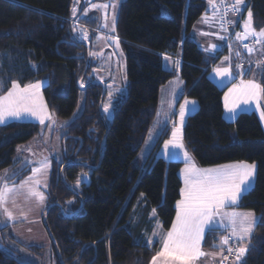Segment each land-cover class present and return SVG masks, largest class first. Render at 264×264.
Listing matches in <instances>:
<instances>
[{"label": "trees", "instance_id": "1", "mask_svg": "<svg viewBox=\"0 0 264 264\" xmlns=\"http://www.w3.org/2000/svg\"><path fill=\"white\" fill-rule=\"evenodd\" d=\"M78 1L0 0V95L10 89L12 82L24 87L44 80L43 99L56 120L70 119L82 96L81 112L63 127L60 160L53 162L48 183L46 206L51 207L47 233L62 261L50 242L56 264H150L157 254V243L149 246L145 241L151 229L150 214L155 212L163 231L171 228L180 197L181 164L153 157L143 170L134 162L156 118L159 88L175 76L185 81L184 96L198 103L181 131L185 150L197 165H256L254 186L242 196L237 208L252 211L257 222L235 264H264V133L254 112L241 113L230 122L223 117V92L208 78L217 59L201 50L193 35L194 25L205 13L209 0L120 3L113 32L125 56L127 94L115 101L107 132L98 108L101 85L94 81L83 91L78 89L87 54L86 47L77 43L70 32ZM82 8L83 0L72 32L75 24L81 25L89 29L92 40L97 20L81 18ZM162 8L167 17L161 15ZM249 11L252 26L264 29V0H250L241 20ZM238 29L239 25L235 33ZM179 51V70H164L162 56L175 57ZM91 64L90 60L86 75ZM252 74L258 76L264 89V63L260 68L252 65L243 78ZM85 78L82 85H86ZM261 104L264 112V91ZM37 131L36 124L26 122L0 127V171L12 166L15 148L27 143ZM87 144L89 159L80 162L97 164L99 150L101 161L91 184L80 190L79 197L72 198L68 188L74 178L67 174L73 176L80 167L64 164L85 156L82 151ZM91 147L96 150L93 157ZM28 174L24 169L18 179L7 182L16 184ZM70 201L72 215H62L58 205L64 208ZM223 234L219 229L206 231L201 247L218 248L215 244ZM0 264L21 263L0 247Z\"/></svg>", "mask_w": 264, "mask_h": 264}, {"label": "rangeland", "instance_id": "2", "mask_svg": "<svg viewBox=\"0 0 264 264\" xmlns=\"http://www.w3.org/2000/svg\"><path fill=\"white\" fill-rule=\"evenodd\" d=\"M88 1L89 0H83L81 18H93L97 20L95 29H92L91 31L93 35L92 40H89V29L86 27L75 24L73 32L76 35V39L78 41L89 43V60H91L92 64L88 74L86 75L84 84L95 81L102 84V86L104 87V96L101 102V115L103 121L107 124L110 123L112 119L115 101L117 99H122L127 94L128 80L126 75L125 56L113 32L118 8L123 0H110L107 2L91 3H88ZM92 5H96V7H92ZM101 5H108V7L104 8L101 7ZM161 15L163 17L168 16L164 8L161 9ZM247 20L248 12H246L243 16V19L239 24V29L234 34L233 40H231L234 42L229 43V45H225L227 36L216 23L213 6L211 2L208 1L205 13L202 15L201 19L194 25L193 35L195 36L199 48L206 53L214 55L217 59V62L214 64V66L209 69L208 78L210 80L214 79L212 77L219 78V82H217L216 80L215 81L217 83L216 86L223 92L221 98L223 117L228 122H230L233 121L241 113L254 112L260 122L261 128L264 133V118L261 117V113L263 112L261 104L262 92L257 99L251 100L247 104L243 103L242 101H238L239 107L236 109L234 117L232 113H229L227 108L225 107L226 95L229 96V106H231V102L239 96L240 90L243 89V86L245 84L251 81L260 85L258 76L256 74H252L249 78H239L237 79V81L232 80L229 84H224L226 83V74L217 75L215 71V69L227 68L229 69L227 75H229L232 74V69L240 70V68L238 67L232 68L229 61L230 59H228L229 54L227 52L228 50L233 51V45L235 42L240 44L249 42L252 39L256 41V37L253 35H249L247 39L237 38V34L244 33V24ZM252 28L257 34L261 30H264L255 29L253 26ZM85 33L87 34L86 38L84 35ZM239 44L237 45V50H241L239 48ZM225 48L226 53L222 54ZM253 49L254 51L259 52L260 57L251 58L253 60L248 59L247 61L254 62V66L257 68L264 63V45L257 43V45ZM245 51H247V48H245ZM241 53L242 52H240L238 58H235V61L239 62L240 60H246L242 58ZM176 66L177 65L175 63L170 64V62L166 59L162 60V67L164 70H177ZM173 80H175L173 82L182 80L184 87L186 85L185 81L179 76ZM173 82H169L168 84L170 85H166L167 87L161 89V92L158 96V111L156 118L147 135L145 143L137 153L134 162L135 165L140 169L143 167V164L148 157L149 152L154 146V141H156L155 139H157V130L163 124L165 118L169 117L172 105H174L175 101H177V99H179L185 92V90H182V92H178V97L175 98L172 85ZM35 84H39L40 87L39 89L33 90L34 106H36L40 111V115L43 116L44 122L41 123L39 117L24 114L20 118H7L5 123H0V127L6 126L11 123L20 122L33 123L38 126L37 133L27 143L15 148L12 166L0 171V192H4L5 185L9 189V191L5 195V199L3 201H0V247L6 252L12 254L21 264H56L51 249V240L45 235L46 229L43 230L45 226L43 224L42 218H44V214L47 209L46 203L48 198V183L52 171L53 162H58L61 156L60 151L61 137L64 132L63 127L70 121H72L75 117H77L81 112L82 96L79 97L75 112L70 119L56 120L52 112L47 108L43 99L42 87L45 85L44 80L30 83L24 87H20L18 84L17 85L20 89H22L29 85ZM11 89L12 86L9 90ZM230 90L234 91L230 93ZM8 91L5 94L0 95V97L6 96ZM172 96L174 98L173 100ZM185 100L195 101L194 105L196 107H191L192 104L188 105L185 112L184 123L186 121V118L194 114V112L198 109V103L195 99L189 97L186 99V96H184V99L179 104L177 110L175 112L173 111L170 134L168 135L166 141L172 139V133L176 128H179L181 132L183 125H181L180 123L179 112L180 106L184 104L183 102ZM105 106H108L109 110L107 112L104 111ZM180 132L178 133L179 143ZM160 144L161 143H159V145L155 149L156 151L158 150ZM164 149V146L161 147L157 158H160L159 155L164 151ZM171 149L174 150V153L177 157L176 159H184L180 148L171 147ZM242 164L254 166L253 177L251 178L248 187L242 191L235 202L225 201L224 204L217 209V214L214 217L215 224L213 225L212 229H219L224 232V234L220 238H218L217 243L215 244L218 248H215L214 250H204L201 247V243L206 233L205 232L200 241V251L204 255L194 260L192 264H235L238 261V258L242 256L243 253L241 254L238 250L245 248V244L247 243L251 232L257 222V216L252 211L237 208L242 196L246 192H248L255 183V163ZM189 166L190 165H184L183 169ZM213 167L214 166L200 168L206 169ZM218 167L219 165H216L214 168ZM24 169L29 171V174L24 179L20 180L16 184L14 182H7L9 179H18L21 171ZM182 170L178 174L181 182L179 197L180 200L182 199L181 189L184 188V175ZM37 194H42L43 199H40L39 195ZM71 209L72 201L67 203L64 210H66L67 212L71 211ZM8 213H11V217L8 216ZM232 213L238 214L235 217V225H232ZM150 220L151 229L150 232L145 236V241L149 246L152 242L158 243L160 249L162 250L163 241L166 238L167 233L171 229L168 231H163L161 223L154 211L150 214ZM174 222L175 220L173 221V223ZM241 222H243L244 227H247L249 224L252 225L251 230L248 233L242 231ZM225 238L228 239L227 244L223 243V240ZM24 247L40 248V250L34 251L25 249ZM229 248L232 250L231 252L228 251ZM225 257H227V259H225ZM150 264H152V260ZM157 264H164V258H158ZM176 264H180V262L177 261Z\"/></svg>", "mask_w": 264, "mask_h": 264}, {"label": "snow or ice", "instance_id": "3", "mask_svg": "<svg viewBox=\"0 0 264 264\" xmlns=\"http://www.w3.org/2000/svg\"><path fill=\"white\" fill-rule=\"evenodd\" d=\"M242 0H236V6H233V11H239V5ZM96 7V5H92ZM107 8L108 5H101ZM114 7V5H113ZM252 13L249 11L248 20L244 24V33L237 34L238 39H247L249 35L256 37V43L264 45V30L258 34L252 28ZM114 30V27H113ZM86 38V33L84 34ZM222 39V37H221ZM215 47V46H213ZM247 51L252 53L253 48L248 47ZM217 75H225L229 69H215ZM83 87V85H81ZM40 85H29L20 89L16 82H12V89L8 91L6 96L0 97V123H5L7 118H20L22 115L27 114L40 118V122H44L43 116L40 111L34 106L33 90L39 89ZM234 90H230V93ZM264 91L261 86L248 82L240 90L239 96L231 102L229 106V96L225 97V107L229 113L235 116L236 109L239 107L238 101L247 104L251 100L257 99L260 93ZM195 101L185 100L184 104L180 106V123L183 125L185 119V112L190 104ZM108 106H105L104 111L107 112ZM264 118V112L261 113ZM179 128H176L172 133V139L166 141L164 148L166 155L173 157L172 148H183V144L178 141ZM185 161L190 162V157L187 152L183 153ZM45 166V165H42ZM252 165L235 164L224 165L218 168H197L194 164L183 169L184 175V188L181 189L182 199L177 201L176 218L172 225L171 230L167 233L163 241L162 250L154 256L152 264H157L158 258H164V264H192V262L204 255L200 251V241L207 230H211L215 224L214 217L217 214V209L224 204L225 201L235 202L237 197L242 191L248 187L251 178L253 177ZM9 191L5 185L4 192H0V201L5 199L6 193ZM39 195L43 199L42 194ZM7 211V210H5ZM238 214L232 213V225L236 224L235 217ZM253 215V214H248ZM11 217V213H8ZM242 231L248 233L252 225L247 227L243 226L241 222ZM224 244L228 243V239L223 240ZM229 252L232 250L229 248ZM241 254L245 249L238 250ZM227 259V257H225Z\"/></svg>", "mask_w": 264, "mask_h": 264}, {"label": "crops", "instance_id": "4", "mask_svg": "<svg viewBox=\"0 0 264 264\" xmlns=\"http://www.w3.org/2000/svg\"><path fill=\"white\" fill-rule=\"evenodd\" d=\"M194 38H195V36H194ZM196 40V39H195ZM239 43H234V45H233V51L232 50H228V54H229V56H228V59H230L229 61H230V64H231V66H232V68H235V67H238V68H240V70H237V69H232V71H231V73L232 74H229V75H227L226 74V83H224V84H229L232 80L233 81H237V79H239V78H243V75L247 72V70H248V68H250V67H252V65L254 66V62H252V61H247L248 59H251V58H259L260 56V54H259V52L258 51H254V52H252V53H248L247 51H245V49H241V50H237V45H238ZM198 45V44H197ZM237 50V51H236ZM222 51V50H221ZM240 52H242L241 53V56H242V58H244V59H246V60H240L239 62H237V61H235V58H238V56H239V54H240ZM234 55V56H233ZM163 59H166L167 61H169L170 62V64H172V63H175L177 66V70H173V71H178L179 70V68H180V65H181V59H180V51L178 52V54H177V56H175V57H170V56H166V55H163L162 56V60ZM251 60H253V59H251ZM240 62H244V63H249L250 65L249 66H246V65H242V66H239V64L238 63H240ZM254 68H256L255 66H254ZM258 68V67H257ZM260 68V67H259ZM176 69V68H175ZM167 71H171V70H167ZM178 76H175L174 78H172L171 80H169L166 84H164L163 86H161L160 88H159V91H158V96H159V94H160V92H161V89H163V88H165V87H167L168 85H170V84H168L169 82L170 83H172L173 81H175V80H173V79H176ZM212 78H214V79H211V81H213V83L216 85L217 83H216V81L217 82H219V78H216V77H212ZM244 79V78H243ZM216 80V81H215ZM167 85V86H166ZM173 90H174V97L175 98H177L178 97V92H182V90H185V87H184V84H183V81L182 80H178L177 82H173ZM224 86H227V85H224ZM174 98H173V96H172V100H173ZM184 99V93H183V95H181V97L179 98V99H177V101H175V104L174 105H172V107H171V113H169L170 115H169V117H167V118H165V120H164V122H163V124L160 126V128L157 130V135H156V138L157 139H155L156 141H154V146L152 147V149H151V151L149 152V155H148V157L146 158V160H145V162H144V164H143V170L144 169H146L147 168V166H148V164H149V162H151V160L153 159V157H157L158 156V154H159V152H160V149H161V147H163L164 146V144H165V142H166V140H167V138H168V135L170 134V126H171V124H172V114H173V111L175 112L176 110H177V108H178V106H179V104L182 102V100ZM187 99V98H186ZM185 102V101H184ZM183 102V103H184ZM191 107H196L194 104H192L191 105ZM196 110V109H195ZM194 112V111H193ZM187 119V118H186ZM184 125V124H183ZM151 129V128H150ZM181 131H182V129H181ZM145 143V142H144ZM159 143H161L160 144V146H159V148H158V150L156 151L155 149L157 148V146L159 145ZM180 143H182V139H181V132H180ZM183 144V143H182ZM170 149H171V146H170ZM180 150L182 151V154L184 153V152H187L186 150H185V147H184V145H183V148H180ZM171 151L174 153V150H172L171 149ZM187 154H188V156L190 157V162H187V161H185V158L184 159H176L177 157H176V155H174L173 157H169L168 155H166V150L164 149V151L159 155V157L161 158V159H163L164 161H168V162H177V163H180L181 165H180V167H179V169H178V174L180 173V171L183 169V166L184 165H192V164H194L197 168H200L198 165H197V163L193 160V158L190 156V154L187 152ZM184 156V155H183ZM235 164H242V163H227V164H222V165H219V167L220 166H224V165H235ZM215 167V166H214ZM213 167V168H214ZM201 169H203V168H201ZM207 169V168H206ZM10 185V184H9ZM15 185V184H14ZM179 200H180V198H179ZM178 200V201H179ZM177 204V203H176ZM176 204H175V208H176ZM176 212H177V208H176ZM42 218V217H41ZM175 218H176V213H175V217H174V220H175ZM173 220V221H174ZM42 221H43V218H42ZM172 227V226H171ZM171 229V228H170ZM169 229V230H170ZM43 230H45V228L43 229ZM45 235H46V237H49L48 236V234H47V232H46V230H45ZM155 242H152V243H150V245L151 244H154ZM157 245H158V243H157ZM201 246H202V243H201ZM157 249H158V251H157V253H159L160 251H161V249H160V246L158 245V247H157ZM220 251H221V248H220ZM156 256V255H155Z\"/></svg>", "mask_w": 264, "mask_h": 264}, {"label": "built area", "instance_id": "5", "mask_svg": "<svg viewBox=\"0 0 264 264\" xmlns=\"http://www.w3.org/2000/svg\"><path fill=\"white\" fill-rule=\"evenodd\" d=\"M209 1L213 2V11L215 13L216 23L227 36L225 45H229L228 43L233 39L236 28L241 22L242 13L246 9L250 0H246V1L242 0V3L238 6L239 11L232 10L233 6H236V0H209ZM245 45L254 48L257 45V43L254 39H252L249 42L240 43L239 48L243 50L246 48ZM238 64L239 66L250 65L248 62L247 63L240 62Z\"/></svg>", "mask_w": 264, "mask_h": 264}, {"label": "flooded vegetation", "instance_id": "6", "mask_svg": "<svg viewBox=\"0 0 264 264\" xmlns=\"http://www.w3.org/2000/svg\"><path fill=\"white\" fill-rule=\"evenodd\" d=\"M72 138H76V137H72ZM102 143H103V141L101 140L100 148L102 147ZM81 146H82V144L79 145L78 150L81 148ZM88 149H89V147L87 144L82 151V153L85 154V156L81 155V156L77 157L76 160H73V161L68 160L65 162V164H68V163H80L81 164V165H76V166L80 167V169L76 172V174H73V176H71L70 174H67V176L74 178L72 183L69 185V188H68L72 198H77V196L79 197L80 190L82 191L83 188H87L91 184L92 178L94 177V174L97 171V169L99 167V163L101 161V150H99V153H98L99 157H98V163L97 164L94 165L93 163H91V161L88 164L85 163L84 161L80 162L82 160H88L89 159V157L87 156ZM91 149L92 150L90 151V157H93L96 155L95 154L96 150H95V148H92V147H91ZM78 150H77V152H78ZM86 182H88V186H86V184H85ZM79 205H80L79 207L81 208V205H82L81 201H80ZM65 208H66V206L63 208V211H65L64 212L65 216L72 215V212H70V211L66 212V210H64Z\"/></svg>", "mask_w": 264, "mask_h": 264}, {"label": "water", "instance_id": "7", "mask_svg": "<svg viewBox=\"0 0 264 264\" xmlns=\"http://www.w3.org/2000/svg\"><path fill=\"white\" fill-rule=\"evenodd\" d=\"M93 1H94V0H89L88 3H91V2H93ZM81 2H82V0H79V1H78V6H77V7H78V11H77V14H76V15L72 18V20L70 21V32H71V34H72L73 39H74L77 43H79V44L85 46V47H86V51H87V54H86V66H85V69H84L83 74H82V76H81V79H80L79 82H78V89H79L80 91H83L86 87L89 86V84H91V83H93V82H90V83H88V84H86V85H83V87L81 86L82 83H83V80H84V78H85V76H86V73H87V70H88V67H89V62H90V60H89V43H88V42H80V41H78V40L74 37L73 32H72V25H73L74 21L76 20L77 16L79 15ZM95 83L100 84V83H98V82H95ZM100 85L102 86V84H100ZM102 89H103V91H102V94H101V97H100L99 106H98L101 118H102V115H101V102H102V100H103V96H104V87H103V86H102ZM102 121H103V119H102ZM103 122H104V121H103ZM104 125H105L106 132H107V128H108V127H107V125H106L105 122H104ZM69 164H73V165H74V164H75V165H81L80 163H68V164H65L64 167H65L66 165H69ZM64 167H62V168L60 169V177H61L62 180H63V169H64ZM87 178H88V177H87ZM85 184H86V186H88V182H86ZM50 207H51V206H48V207H47L46 212H45V214H44V218H43V223H44V226H45V229L47 230V232H48V230H49V229H48V226H47V215H48V211H49ZM58 207H60V212H61V214H62V215H65L62 206L58 205ZM49 238H50L51 242L54 244L51 235H49ZM54 246H55V244H54ZM55 249H56V251H57V247H56V246H55ZM57 254H58V251H57ZM58 258H59V262L62 263L59 254H58Z\"/></svg>", "mask_w": 264, "mask_h": 264}, {"label": "bare ground", "instance_id": "8", "mask_svg": "<svg viewBox=\"0 0 264 264\" xmlns=\"http://www.w3.org/2000/svg\"><path fill=\"white\" fill-rule=\"evenodd\" d=\"M84 81V80H83Z\"/></svg>", "mask_w": 264, "mask_h": 264}]
</instances>
